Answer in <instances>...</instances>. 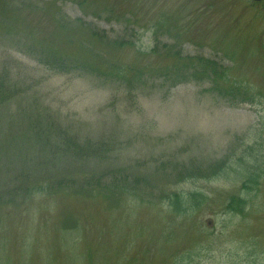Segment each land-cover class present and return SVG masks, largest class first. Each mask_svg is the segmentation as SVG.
I'll return each mask as SVG.
<instances>
[{
  "label": "rangeland",
  "instance_id": "rangeland-1",
  "mask_svg": "<svg viewBox=\"0 0 264 264\" xmlns=\"http://www.w3.org/2000/svg\"><path fill=\"white\" fill-rule=\"evenodd\" d=\"M0 264H264V0H0Z\"/></svg>",
  "mask_w": 264,
  "mask_h": 264
},
{
  "label": "trees",
  "instance_id": "trees-1",
  "mask_svg": "<svg viewBox=\"0 0 264 264\" xmlns=\"http://www.w3.org/2000/svg\"><path fill=\"white\" fill-rule=\"evenodd\" d=\"M53 60H55V59H53ZM57 66H59L58 64H56ZM50 66H52L53 67V64H50ZM54 67H55V65H54Z\"/></svg>",
  "mask_w": 264,
  "mask_h": 264
}]
</instances>
